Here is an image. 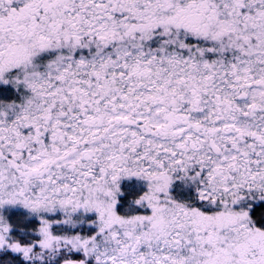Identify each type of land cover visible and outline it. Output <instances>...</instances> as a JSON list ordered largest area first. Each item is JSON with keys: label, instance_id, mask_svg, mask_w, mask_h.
Wrapping results in <instances>:
<instances>
[{"label": "snow or ice", "instance_id": "6c2138e0", "mask_svg": "<svg viewBox=\"0 0 264 264\" xmlns=\"http://www.w3.org/2000/svg\"><path fill=\"white\" fill-rule=\"evenodd\" d=\"M0 264H264V0H0Z\"/></svg>", "mask_w": 264, "mask_h": 264}]
</instances>
